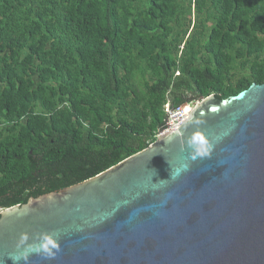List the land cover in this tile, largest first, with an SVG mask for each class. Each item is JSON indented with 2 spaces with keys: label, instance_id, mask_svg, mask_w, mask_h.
I'll return each instance as SVG.
<instances>
[{
  "label": "trees",
  "instance_id": "obj_1",
  "mask_svg": "<svg viewBox=\"0 0 264 264\" xmlns=\"http://www.w3.org/2000/svg\"><path fill=\"white\" fill-rule=\"evenodd\" d=\"M264 82V0H0V213L119 163L189 98Z\"/></svg>",
  "mask_w": 264,
  "mask_h": 264
},
{
  "label": "water",
  "instance_id": "obj_2",
  "mask_svg": "<svg viewBox=\"0 0 264 264\" xmlns=\"http://www.w3.org/2000/svg\"><path fill=\"white\" fill-rule=\"evenodd\" d=\"M45 235L54 255L23 259ZM0 264H264V82L204 97L143 150L3 209Z\"/></svg>",
  "mask_w": 264,
  "mask_h": 264
},
{
  "label": "clouds",
  "instance_id": "obj_3",
  "mask_svg": "<svg viewBox=\"0 0 264 264\" xmlns=\"http://www.w3.org/2000/svg\"><path fill=\"white\" fill-rule=\"evenodd\" d=\"M28 239L26 234L21 235L20 243L23 244ZM52 249H58V245L56 242L48 235H45L39 244V246H32L29 245L28 248L24 249V252L22 253L23 259L27 260V256L29 252L36 251L40 252L43 251L47 254V256L51 257L54 255Z\"/></svg>",
  "mask_w": 264,
  "mask_h": 264
},
{
  "label": "built area",
  "instance_id": "obj_4",
  "mask_svg": "<svg viewBox=\"0 0 264 264\" xmlns=\"http://www.w3.org/2000/svg\"><path fill=\"white\" fill-rule=\"evenodd\" d=\"M186 117H187V113L183 110L181 106L173 110L171 116H168L166 127L163 130H161L158 133V135L163 132H166V131H169L171 129L178 127L186 119ZM171 120H173V122H170Z\"/></svg>",
  "mask_w": 264,
  "mask_h": 264
},
{
  "label": "rangeland",
  "instance_id": "obj_5",
  "mask_svg": "<svg viewBox=\"0 0 264 264\" xmlns=\"http://www.w3.org/2000/svg\"><path fill=\"white\" fill-rule=\"evenodd\" d=\"M201 100V98H196V99H194V98H189L188 99V101L184 104V105H182L181 107L183 108V107H185L186 106V109L190 112L191 111V109L192 108H194L196 105H198L199 104V101ZM183 110H184V108H183ZM167 111H168V115L169 116H171V114H172V109H167ZM171 113V114H170ZM174 120V119H173ZM173 120H171L170 122H173Z\"/></svg>",
  "mask_w": 264,
  "mask_h": 264
},
{
  "label": "bare ground",
  "instance_id": "obj_6",
  "mask_svg": "<svg viewBox=\"0 0 264 264\" xmlns=\"http://www.w3.org/2000/svg\"><path fill=\"white\" fill-rule=\"evenodd\" d=\"M184 108V111L188 114L189 113V111L186 109V106L185 107H183Z\"/></svg>",
  "mask_w": 264,
  "mask_h": 264
}]
</instances>
